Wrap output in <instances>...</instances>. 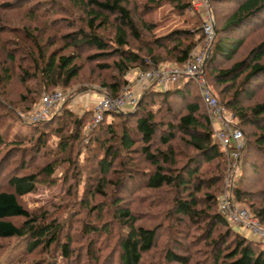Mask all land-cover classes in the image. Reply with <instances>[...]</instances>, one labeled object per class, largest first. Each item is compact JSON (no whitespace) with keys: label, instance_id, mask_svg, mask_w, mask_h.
Here are the masks:
<instances>
[{"label":"trees","instance_id":"16d2710c","mask_svg":"<svg viewBox=\"0 0 264 264\" xmlns=\"http://www.w3.org/2000/svg\"><path fill=\"white\" fill-rule=\"evenodd\" d=\"M210 1L235 6L216 28L204 74L225 108L238 120L237 126L242 131L243 127L256 129L241 152L247 151V160L255 158L251 169L260 178L258 182L264 184V101L246 105L256 100L264 88V39L243 53L248 37L255 36L263 21L264 0ZM165 3L181 16L190 4L189 0H0V12L21 14L15 23L0 26V39L2 33L12 36L1 41L0 95L8 96L10 75L16 69L18 83L24 87L20 99L22 103L30 102L32 106L26 111L31 112L44 94L70 87L87 65L93 64L100 72L112 70L113 81L103 84L109 97L119 95L132 69L146 72L167 63L184 65L201 40V35L196 38L202 32L198 24L147 41L143 38L155 25L143 21L142 15H150ZM131 9L133 14L141 10L139 25ZM46 31L53 35L47 36ZM27 84L35 87L30 89ZM195 92L190 80L167 90L150 87L134 108L107 112L87 138L85 127L91 122L92 112L76 115L62 105L47 120L37 123H22L15 115L8 117L10 122L19 121L28 131L10 135L8 126L3 127L1 109L0 148L9 140L12 149L0 160V241L15 239L16 244L0 251L7 252L0 264H58L59 257L65 262L62 264H142L156 247L162 227L137 225L138 218L126 205L125 194L161 193L164 189L172 192L168 200L170 217L178 221L171 226L173 236L179 237L181 228L199 226L196 230L207 240L204 247L209 249L210 259L201 264H264V243L236 232L218 210L216 193L223 183L227 158ZM51 137L57 138L52 149L47 143ZM29 142L34 143L19 148ZM17 154L19 162L4 174L11 164L9 158ZM36 156L42 163L35 166ZM139 159L147 169H137ZM242 163L245 161H240L243 171ZM82 168L91 173L87 179L92 180L83 185L79 205L84 215L78 221L70 214L62 219L59 210L75 198V187L82 183ZM69 180L75 184L72 190L68 185L64 200L49 209L32 211L21 200L39 185L51 187L58 181L67 185ZM210 190L211 194L199 196ZM261 190L264 187L253 191L252 197L253 193L241 188L239 182L234 196L236 201L249 204L252 216L264 228ZM108 197L116 198L112 213L105 207ZM260 198L263 206L256 205L255 200ZM80 220V227H75L73 222ZM113 222L119 226L118 234ZM65 230L77 233L78 239L65 234ZM64 238L66 241L61 242ZM175 245L180 246L178 242ZM109 247L108 256L101 259L103 250ZM37 252L48 260L28 263ZM188 252L182 255L164 249L158 264H193Z\"/></svg>","mask_w":264,"mask_h":264},{"label":"rangeland","instance_id":"374dc122","mask_svg":"<svg viewBox=\"0 0 264 264\" xmlns=\"http://www.w3.org/2000/svg\"><path fill=\"white\" fill-rule=\"evenodd\" d=\"M190 4L189 7L187 9V11L184 13V15H178L176 14V12L172 11V5L165 3L162 6H160L159 8H157L156 10H154L150 15L148 16H143L142 15V19L143 21H147L148 24H154L155 27L152 29L151 32L149 33H145V35L143 36V38L147 41L150 40L152 38L155 37H160L163 36L167 33H170L172 30L175 29H188L191 28L193 24H198L200 29L202 27V34H203V25L204 22L209 19L212 21L213 23V31H214V35L212 38V42H211V47L212 44L215 40V36H216V28L219 27L222 24V17L231 14L233 9H234V3H221V2H213L210 0H189ZM132 6H130L131 8ZM132 11V9H131ZM140 12L141 10L139 9V13H138V9L135 11V13L133 14L132 11V18L134 20V22H136L138 25L141 23L142 20H140ZM21 16L20 13L15 12V11H6V10H2L0 12V26L2 25H8L9 22L10 23H15L16 20ZM262 22H259V28L257 30V32L254 34V37H251L247 39L246 42V47H245V51L243 52L244 54H246V52L248 51V49H250L253 45H255L256 43H259L261 40L264 39V14L262 15ZM64 33V32H63ZM201 33H198L196 38L199 37L201 35V40L196 44V46L192 49V52H196L199 51V49L203 46L204 44V34L202 36ZM45 34L48 36H52L53 32H45ZM61 35V32L59 33ZM12 38L11 35H7L5 33L1 34V39H0V49L3 46V43H1V41H3L4 39H9ZM59 45V44H58ZM142 46V45H141ZM5 48L8 49L9 46H4ZM211 50V49H210ZM1 51V50H0ZM243 53L239 55V57L237 58L238 60H240L243 57ZM210 54V51H209ZM209 57V55H208ZM205 60V64L208 60ZM3 63V57L0 56V67ZM204 64V67H205ZM228 65L222 66V67H227ZM172 67H180L174 64H163L160 65L158 67V69H170ZM139 73L142 72H138L136 69H132L130 70L126 76H125V81L126 84H121V88L127 86L128 84L131 86H133L134 84H136V80H135V76ZM10 77L12 78V81L10 82V84L7 86V94L8 96H4V93L0 95V113H1V109L2 112L1 115H3V127L8 126V129L10 131V135H12V132H26L28 131V129L22 125L19 121L16 120H12L13 122H10V120L8 119V117H13V116H18L19 119L22 121V123H29L27 120H25L22 117H26L27 114H29L28 111H26L27 107H31L29 105L30 102L27 103H22V100L20 99V95H22V93L24 92V87L20 86V84L18 83V79H19V75H18V69L16 70H12V74L10 75ZM113 77L114 73H112V70H106L103 72L98 71L93 64L91 65H87L85 66L84 70L81 72L80 76L78 77V79H76L75 81H73L70 84V87L63 89V88H56L55 91H60L65 95V101L62 104L63 107H66L67 109H69V111L75 113L76 115H83L84 113H86L87 111L92 112L94 110V107L96 106V104L98 103V101L102 98H105L108 96V90L105 89V87L103 86L106 85L108 82L110 83V81H113ZM203 78L206 82V84L210 87L213 93V95L217 98L218 102L220 103V105L223 107L224 111H225V115L227 117H229L234 123H236L238 125V120L236 119V117L230 112L228 111L225 106L223 105V103L221 102V99L219 98V96H217L216 92L214 91L211 83L208 81V79L206 78L205 74H204V70H203ZM35 84V83H34ZM33 84V85H34ZM26 87L33 89L35 86H32V84H27ZM196 88V92L198 94V89ZM156 89H160L159 87H156ZM121 91V90H120ZM1 92V90H0ZM145 91H138L137 93V101L140 98V96L144 93ZM199 96V94H198ZM32 96H30L31 98ZM109 97V96H108ZM200 98V97H199ZM29 99V98H28ZM36 103L38 102V100H36ZM264 101V88L263 90H260V93L257 94L256 96V100L247 103L246 105H254L257 102H263ZM202 102V101H201ZM203 105V104H202ZM15 108V110L12 112V110H10L9 108ZM204 107V105H203ZM155 109V108H152ZM204 110L206 112V109L204 107ZM15 112V113H14ZM21 114L23 115L21 117ZM207 114V112H206ZM93 116V115H92ZM93 120V117L91 118V122ZM122 121V120H120ZM88 124L85 127V135L86 138L89 136L90 131H92V127L91 125ZM117 124H119V122H117ZM242 131V130H241ZM243 139H244V147L246 144V141H248L249 139H253L251 137V135L256 134V129L254 127H243ZM38 136V135H37ZM36 136V137H37ZM56 137H51L49 142V148H53L55 145V141H56ZM54 141V142H53ZM9 140L6 143V146H2L0 148V160L2 158H4V156L6 155V153L8 151H10L12 148L11 146H8L9 144ZM34 142H29V143H25L22 146H20L19 148H25V147H29L32 146ZM243 147V148H244ZM47 151V150H46ZM225 152V151H224ZM242 153V154H241ZM14 155V154H12ZM39 157V156H38ZM92 157V156H90ZM247 151H245V149L243 150V152H240L239 154V160L241 161H245V164L243 165V168H245L242 171V168L240 166V161L238 163V170H237V181L236 183H241V188L243 187V189H247L248 192L253 193L252 197L254 196V192L257 189H262L264 187L263 183H259L258 181L260 180V178L257 179L255 172L251 169V165L256 161L254 157H252V159L247 160ZM37 158V156H36ZM19 154H17L16 156H11L9 158V162H11L10 166L8 167V170L6 169L4 171V174L7 173V171L12 170L13 167H15L19 161ZM24 159L28 160V156H25ZM90 159V158H89ZM246 159V160H245ZM15 161V162H14ZM259 162V161H258ZM35 163H42V161L40 159H35L33 161V165ZM93 162H90L89 165H92ZM83 165V162H82ZM36 166V164H35ZM148 166L143 163V160L139 159L137 162V169L138 170H143V169H147ZM32 169H29L27 171H31ZM59 172H61L58 169ZM82 183L81 185H76L75 189L76 190V196L73 200H71V202H67L66 204H63V208L59 210V216L63 219H66L69 214L71 216H73V218L75 219V221L77 218L79 217H83V211H82V206H80V200H81V196L83 194V190H84V184H91V181H88L87 176H90V172L85 171V168H82ZM28 172V173H29ZM59 172L57 173V176L59 177ZM261 172H264L261 170ZM242 174V176H241ZM228 172H227V164H225V168L223 170V183L220 186V188L218 189L216 195H217V206H218V201L220 199V197L226 193L230 191L229 188V184L228 183V179L229 177L227 176ZM241 177V178H240ZM254 178V179H253ZM241 179V181H239ZM85 183H84V182ZM70 183H68L67 185L64 184L63 181H58L57 184L53 185V186H49V185H39L37 186L36 190L33 193L27 194L25 196H23L21 198L23 204L25 207H27L29 210L32 211H39L41 209H49L52 206L56 205L57 203L61 202L62 200H64V198L67 196V187L69 185V188L72 190V187L75 185L74 182L71 180H69ZM257 183V185L255 184ZM259 183V184H258ZM214 191V190H213ZM264 190H261V192H263ZM204 193H209L211 194V190L210 191H203L199 194L200 197H202V195H204ZM128 194H125L126 196V200L124 199V201L127 203L126 205H128V207H130V209L135 213L136 217L138 218L137 221V225H141L143 227L146 228H152L155 225H160L162 228V230H160V234H158V241H157V245L156 247L152 250L151 253H149L148 255H146L143 258L142 264H158L159 262H161V259L164 257V255L162 254V251L165 249H172L174 250L177 254H182L185 255L187 254V250L189 251L188 253H190L192 255V263L193 264H201L204 263V261H206L208 258L210 259L209 255V249L206 247H204V245H207V240L206 238H204L201 234V231H197L196 229L199 228V226L196 228V226H193L192 229L190 228H181L182 230L180 231V236L179 237H175L173 236L174 232L171 231V229H173L171 226L175 227V222L177 221V218L175 217H170L171 215V204L168 203V200H170V198L172 197V192L171 191H166L165 189L163 190V192H147V191H142V192H138V193H133L130 194L129 196H127ZM233 196H234V191H233ZM235 197V196H234ZM257 198V197H256ZM101 198H97V200H99ZM256 205L258 206H263V201L262 198H260V200L258 201L257 199L255 200ZM239 202V201H237ZM252 202V201H250ZM115 203H116V198L112 197L111 200H109V197L106 198L105 200V207L107 209H111V213H112V209L115 208ZM241 206L245 207L246 210L249 211V213L251 214V208L249 206L248 203L246 202H239ZM92 206V205H91ZM170 211V212H169ZM166 214L168 219H166ZM252 215V214H251ZM109 216H112L109 214ZM80 222H73V225L75 227H80ZM231 226L233 227V229L238 232L239 234H242L243 236H247L249 238H251L248 233L246 232V230L239 225L230 223ZM183 226V225H181ZM178 227V224H177ZM188 227V226H187ZM113 230L115 233H119V226L118 224L113 222ZM69 231V232H68ZM65 230V234L66 233H70L71 237H74L75 240L78 239V234L73 232L72 230ZM64 236V235H63ZM114 238L111 239V242L109 245L113 244L112 242L114 241ZM65 239V238H64ZM61 240V242H65V240ZM205 239V240H204ZM178 242L179 243V247L175 245V243ZM79 243V242H77ZM16 244L15 239L13 240H9V241H0V251L5 248L6 250H9L10 247H14ZM21 247V246H19ZM4 249V250H5ZM110 247L107 249H104L102 252V258L107 257L109 252H110ZM21 249L19 250L20 253ZM7 252L0 254V258L1 261L5 260V256H6ZM163 255V256H162ZM45 258V260H48V257H46L44 254H41V252H37V254H33L28 258V263H31L32 261H37L38 259H43ZM65 263L60 257L58 258V264H62Z\"/></svg>","mask_w":264,"mask_h":264},{"label":"built area","instance_id":"2783aa9c","mask_svg":"<svg viewBox=\"0 0 264 264\" xmlns=\"http://www.w3.org/2000/svg\"><path fill=\"white\" fill-rule=\"evenodd\" d=\"M203 34V46L199 51L191 52L184 65L165 70L151 68L137 74L135 76L136 84L131 87L129 84L123 87L118 96H107L100 99L94 107L90 126L93 128L100 123L107 112H124L134 108L138 102V91H146L153 86L159 87V90H167L170 86L180 84L183 80H190L198 89L199 97L211 123L213 136L226 153L230 191L220 197L218 210L229 222L242 226L252 239L264 243V228L233 196L237 181L239 154L244 147V137L237 124L225 115L223 107L203 78L205 60L209 55L214 35L213 23L209 19L204 22ZM64 101L65 95L60 91L46 93L42 96L36 109L29 112L26 117H22L21 114V117L32 123L45 121L58 111Z\"/></svg>","mask_w":264,"mask_h":264}]
</instances>
